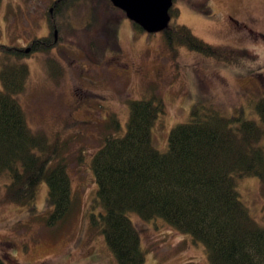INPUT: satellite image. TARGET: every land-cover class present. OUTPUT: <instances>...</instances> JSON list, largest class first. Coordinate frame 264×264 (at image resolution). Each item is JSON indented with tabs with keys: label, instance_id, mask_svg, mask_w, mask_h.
<instances>
[{
	"label": "rangeland",
	"instance_id": "rangeland-1",
	"mask_svg": "<svg viewBox=\"0 0 264 264\" xmlns=\"http://www.w3.org/2000/svg\"><path fill=\"white\" fill-rule=\"evenodd\" d=\"M53 1L1 0L0 43L29 49L31 40L47 36L49 17L57 12ZM174 1L179 14L169 22L189 27L211 44L246 50L247 56L231 65L181 45L174 47V54L160 31H136L124 16L112 25V10L100 13V20L110 18L109 28L104 30L100 22L91 35L78 33L74 38L64 32L73 44L61 42L52 52L19 59L27 64L29 74L24 90L14 96L32 131L48 137L59 133L62 141L67 140L71 194L76 202L67 218L53 225L44 220L51 208L44 182L38 187L33 212L0 202V257L7 264H117L100 226L92 221H99L102 209L94 206L97 186L90 164L113 114L120 128L111 133H124L129 99L148 100L152 95L162 99L164 113L150 130L160 152L167 149L170 129L186 122L198 104L212 105L226 117L254 120L262 129L264 146V125L256 109L264 96V0H209L206 12L189 7L185 0ZM68 16L73 26L82 29L89 18L88 4L75 2ZM90 37L100 40L97 60L85 47ZM3 57L0 51V64ZM49 57L61 67L53 77L45 62ZM1 85L0 81L2 90ZM2 180L6 179L0 178V198ZM236 189L253 220L264 226V183L255 176L237 178ZM128 215L146 249L143 264H210L204 245L194 244L189 234L179 233L161 218L147 223L135 213Z\"/></svg>",
	"mask_w": 264,
	"mask_h": 264
},
{
	"label": "trees",
	"instance_id": "trees-1",
	"mask_svg": "<svg viewBox=\"0 0 264 264\" xmlns=\"http://www.w3.org/2000/svg\"><path fill=\"white\" fill-rule=\"evenodd\" d=\"M77 1L89 6V18L82 29L73 26L68 16ZM185 2L199 12H206L209 0ZM54 3L59 9L49 17L47 36L31 40L28 51L0 43L4 55L0 64L3 87L0 89V178L6 179L2 180L0 202L24 206L33 212L38 187L44 182L51 207L44 220L50 225L67 218L76 202L71 194L67 140L62 141L57 136L59 133L48 137L28 127L14 96L24 90L29 74L27 64L19 59L35 52H52L60 48L61 42L71 43L64 38V32L74 38L78 33L91 35L100 22L104 23V30L109 28L110 18L103 16L100 20L101 11L105 15L114 10V16L110 14L112 25L121 16L127 18L110 0ZM178 14L179 9L171 4L170 20ZM130 24L136 31L145 32L135 23L130 21ZM166 26L160 32L165 46L174 54V47L181 45L231 65H238L247 56L246 50L229 44L206 42L183 24L169 22ZM99 43L100 40L90 37L85 45L95 60ZM45 62L50 76L58 75L61 68L58 60L49 57ZM127 105L124 133L121 136L111 133L120 128L113 114L106 126L104 142L92 154L90 164L97 186L94 206L102 209L99 221L94 218L92 221L100 226L102 238L117 264L145 261L146 249L129 212L147 223L161 218L179 233L189 234L194 244L204 245L210 264H264V226L253 220L236 189L237 178L255 176L264 183L260 125L242 115L226 117L212 105L198 104L192 107L186 122L170 129L167 149L160 152L151 141L150 130L164 113L162 99L152 95L148 100L129 99ZM256 109L264 125V96L258 100ZM0 264L7 263L0 257Z\"/></svg>",
	"mask_w": 264,
	"mask_h": 264
},
{
	"label": "water",
	"instance_id": "water-1",
	"mask_svg": "<svg viewBox=\"0 0 264 264\" xmlns=\"http://www.w3.org/2000/svg\"><path fill=\"white\" fill-rule=\"evenodd\" d=\"M110 2L146 33L164 30L170 20L168 11L172 0H110Z\"/></svg>",
	"mask_w": 264,
	"mask_h": 264
},
{
	"label": "flooded vegetation",
	"instance_id": "flooded-vegetation-1",
	"mask_svg": "<svg viewBox=\"0 0 264 264\" xmlns=\"http://www.w3.org/2000/svg\"><path fill=\"white\" fill-rule=\"evenodd\" d=\"M56 1V0H55ZM55 1H53V2H55ZM52 2V6H53V9H56L57 8V10L59 9V6L58 5H56L55 3H53Z\"/></svg>",
	"mask_w": 264,
	"mask_h": 264
}]
</instances>
